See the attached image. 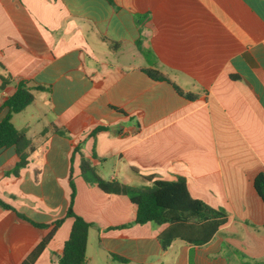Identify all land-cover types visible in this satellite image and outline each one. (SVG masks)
<instances>
[{"label": "crops", "instance_id": "obj_1", "mask_svg": "<svg viewBox=\"0 0 264 264\" xmlns=\"http://www.w3.org/2000/svg\"><path fill=\"white\" fill-rule=\"evenodd\" d=\"M0 77V122L19 83L35 97L12 116L34 146L18 177L5 174L14 148L0 149V199L30 220L0 206V264H21L48 233L34 223L64 216L71 170L74 211L94 224L87 264H264V0H0ZM82 157L137 188L183 177L228 220L205 245L164 250L168 224L115 228L136 206L100 190ZM72 224L34 264H59Z\"/></svg>", "mask_w": 264, "mask_h": 264}, {"label": "trees", "instance_id": "obj_2", "mask_svg": "<svg viewBox=\"0 0 264 264\" xmlns=\"http://www.w3.org/2000/svg\"><path fill=\"white\" fill-rule=\"evenodd\" d=\"M139 47L141 48L140 45ZM146 72L153 79L169 81L165 75L158 71L147 70ZM0 78L3 84L7 83V79L4 77ZM173 86L181 96L189 100L196 98L194 94L183 91L175 84ZM34 99L35 97L31 90L25 83L21 82L16 92L5 103L10 110L8 115L0 122V149L13 147L19 158L14 169L5 173L8 176L14 175L18 177L21 170L29 164L30 156L34 151V146L25 132L19 131L12 122V116L23 111L34 102ZM102 130H106V128L99 127L92 132V135H96ZM57 131L66 135V132L61 129ZM79 151L80 145H76L74 152ZM80 169L82 173L91 172L94 176V183L104 193L126 196L136 206L134 221L115 228H126L147 223L158 226L168 224V228L159 236L164 250L168 249L175 240H181L191 245H205L228 220V212L225 209L212 207L204 201L192 197L188 190L186 179L183 177H179L174 181L155 180L151 187L137 188L119 181L102 179L91 162L84 157L81 159ZM144 178L151 181L153 176ZM69 182L71 194L64 216L51 224L34 223L40 229L48 230V233L21 264H34L53 239L57 229L68 218L73 219V224L69 238L64 243L63 254L59 259V264H87L89 231L94 224L87 222L74 211L76 188L73 170L70 172ZM254 187L264 202V172L256 176ZM0 206L7 210H13L19 217L30 221L26 216L17 212L10 204L1 199Z\"/></svg>", "mask_w": 264, "mask_h": 264}, {"label": "rangeland", "instance_id": "obj_3", "mask_svg": "<svg viewBox=\"0 0 264 264\" xmlns=\"http://www.w3.org/2000/svg\"><path fill=\"white\" fill-rule=\"evenodd\" d=\"M86 175H87L90 179L93 180L94 177H93V174H92L91 172H87ZM139 188H140V187H139Z\"/></svg>", "mask_w": 264, "mask_h": 264}]
</instances>
